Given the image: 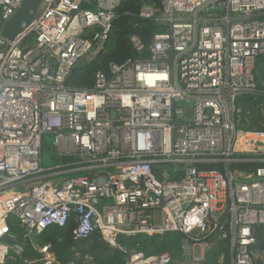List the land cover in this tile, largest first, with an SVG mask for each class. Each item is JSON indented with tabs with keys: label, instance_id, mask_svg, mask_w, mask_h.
<instances>
[{
	"label": "built area",
	"instance_id": "obj_1",
	"mask_svg": "<svg viewBox=\"0 0 264 264\" xmlns=\"http://www.w3.org/2000/svg\"><path fill=\"white\" fill-rule=\"evenodd\" d=\"M124 1L43 0L14 41L0 35V238L10 237L9 217L29 240L64 228L73 213V240L98 233L123 264H208L216 241L214 264H264L253 249V228L264 230V132L238 129L234 119L236 98L256 89L264 0L144 6L139 18L166 29L153 36L148 58L112 64L91 89L72 90L71 71L105 48ZM21 2L0 0L2 24ZM129 42L145 50L136 37ZM46 134L72 167L43 166ZM168 233L184 236L175 259L128 253L118 242ZM32 246L35 264H76L58 262L49 245ZM22 253L0 242V264Z\"/></svg>",
	"mask_w": 264,
	"mask_h": 264
},
{
	"label": "trees",
	"instance_id": "obj_2",
	"mask_svg": "<svg viewBox=\"0 0 264 264\" xmlns=\"http://www.w3.org/2000/svg\"><path fill=\"white\" fill-rule=\"evenodd\" d=\"M162 1L126 0L120 3L115 10V18L113 19L112 29L108 34L105 48L93 61L79 63L71 71L66 85L72 90H88L93 87L97 73H101L106 77L110 76V65H119L127 60L141 61L147 59L153 36L164 32L166 29L153 20L139 18V11L144 6L159 9ZM1 25L2 22L0 21V28ZM131 37H136L141 41L145 48L143 52L137 53L132 48L129 42ZM253 75L256 89L252 93L236 98L234 119L237 121L238 129L248 132H264V55L256 60ZM51 141L52 134L43 135L41 143L43 166L49 168L53 164V166L72 167L75 160L71 157L57 156ZM44 155L46 156L45 161ZM242 167V165H234L232 169ZM197 168L202 169L201 167ZM181 176L182 173H179L171 177L170 181L178 180ZM75 226V215L71 213L68 224L64 228L50 227L39 235H32L28 240L25 238V228L14 218L9 217L6 220L7 234L11 238L23 242L26 248L23 249V253L20 256L9 255L3 264H35L40 255L34 250L33 244L38 246L49 245L51 254L58 262L123 264L124 255L105 244L98 233L93 234L87 240L74 241L72 231ZM253 236L256 240V245L253 249L264 254V230L255 226L253 228ZM182 237L184 236L180 233H168L152 237L139 235L134 239L120 236L118 237V242L128 253L142 252L146 256L169 253L175 259L179 256V241ZM220 246L221 242L216 241V246L208 264H214L217 261ZM85 256H89L92 262L86 263ZM257 264H262V262L258 260Z\"/></svg>",
	"mask_w": 264,
	"mask_h": 264
},
{
	"label": "water",
	"instance_id": "obj_3",
	"mask_svg": "<svg viewBox=\"0 0 264 264\" xmlns=\"http://www.w3.org/2000/svg\"><path fill=\"white\" fill-rule=\"evenodd\" d=\"M42 1L43 0H22L18 11L1 25V37L8 41H14L18 35L30 25L36 16ZM92 3L95 5L96 0H93ZM70 209H73V206H70ZM0 242L5 243L10 247L18 246L23 249L26 248V245L23 242L11 239L7 235H3L0 238Z\"/></svg>",
	"mask_w": 264,
	"mask_h": 264
},
{
	"label": "rangeland",
	"instance_id": "obj_4",
	"mask_svg": "<svg viewBox=\"0 0 264 264\" xmlns=\"http://www.w3.org/2000/svg\"><path fill=\"white\" fill-rule=\"evenodd\" d=\"M51 144H52V141H51ZM43 158H44V161H45V160H46V156L44 155ZM51 166H53V164L50 165L49 167H51ZM13 190H22V188H20V187H16V188H14V189H8L7 192H12ZM7 192H5V193H7ZM98 204H99L98 206L101 208V207H103L104 205L109 206V205L111 204V202H110V201H106V202L103 204L102 201H99Z\"/></svg>",
	"mask_w": 264,
	"mask_h": 264
}]
</instances>
